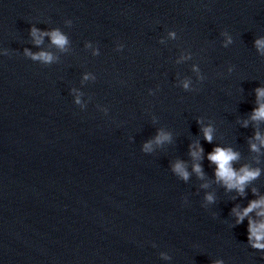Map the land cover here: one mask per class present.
Here are the masks:
<instances>
[{
  "label": "water",
  "instance_id": "95a60500",
  "mask_svg": "<svg viewBox=\"0 0 264 264\" xmlns=\"http://www.w3.org/2000/svg\"><path fill=\"white\" fill-rule=\"evenodd\" d=\"M258 38L264 0H0V264H264L260 218L232 211L264 196ZM217 145L260 170L243 195L217 182Z\"/></svg>",
  "mask_w": 264,
  "mask_h": 264
},
{
  "label": "clouds",
  "instance_id": "9594fccd",
  "mask_svg": "<svg viewBox=\"0 0 264 264\" xmlns=\"http://www.w3.org/2000/svg\"><path fill=\"white\" fill-rule=\"evenodd\" d=\"M31 35L35 38V43L39 45L42 43V38L45 35L50 36L51 42L60 49H64L65 45L68 43L67 37L59 30L53 29L49 32H42L39 29L33 27L31 29ZM257 48L264 47V38H258L255 41ZM25 54L30 56L33 60H40L45 63H50L54 57L50 52L40 51L38 53H32L28 49H25ZM187 87V83H185ZM257 104L258 107L253 110L252 119L256 121L264 120V88H257ZM213 129L209 127L203 128L204 138L211 143ZM257 140L264 144V137L257 132ZM171 137L165 132H160L155 137L156 144H162L165 141L170 140ZM152 141H149L144 145V151L148 152L151 150ZM253 151H259L256 144L251 145ZM203 147L197 142L195 146L190 145V155L195 161H199L203 158ZM239 159V154L233 151L230 147L224 148L221 146H215L211 152L208 153V160L215 164V178L217 182L222 183L228 190L236 189L240 194H244L246 185L253 179L259 176V169H250L248 166L241 167L238 171L233 168V162ZM172 170L179 177L187 180L189 178V172L187 171L186 165L183 161L177 160L173 166ZM193 171L198 177L203 178L204 172L202 165L197 162L193 164ZM202 187H207V184L202 185ZM255 191V189L253 190ZM206 200L212 202L214 200L213 195L208 194ZM233 213L236 215V223L239 224L243 222L244 217L249 216L250 213H256V216L260 219H253L249 216L248 221V240L252 247L256 249H264V196L259 199L252 200L249 202L248 206L242 211L233 208ZM215 264H222L221 261H216Z\"/></svg>",
  "mask_w": 264,
  "mask_h": 264
}]
</instances>
